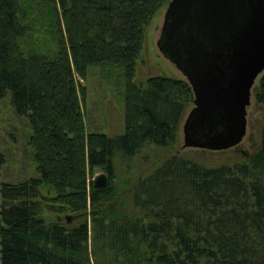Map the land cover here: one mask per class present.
<instances>
[{
	"label": "trees",
	"instance_id": "16d2710c",
	"mask_svg": "<svg viewBox=\"0 0 264 264\" xmlns=\"http://www.w3.org/2000/svg\"><path fill=\"white\" fill-rule=\"evenodd\" d=\"M167 1L39 0L48 6L56 49L28 52V3L0 0V97L11 91L17 113L29 117L40 173L0 184V264H93L90 205L109 248L97 264H264V124L248 158L207 163L172 153L129 188L130 215L116 209L117 162L149 144L174 149L194 99L186 79L136 82L146 29ZM95 66L123 70L121 134L86 130L78 76ZM256 96L264 105V78ZM4 162L0 151V170ZM96 168L108 175L106 186L90 180ZM46 209L85 215L48 221Z\"/></svg>",
	"mask_w": 264,
	"mask_h": 264
},
{
	"label": "rangeland",
	"instance_id": "374dc122",
	"mask_svg": "<svg viewBox=\"0 0 264 264\" xmlns=\"http://www.w3.org/2000/svg\"><path fill=\"white\" fill-rule=\"evenodd\" d=\"M28 3L27 10L31 19L28 35L23 39V47L28 52H46L56 49L51 18L48 17V6L39 0H23ZM168 1L152 18L146 29L145 45L138 64L136 82L144 83L150 76L167 74L176 78L186 79L177 66L168 59L159 49L157 40L160 36ZM27 14V13H25ZM86 88V101L84 105L86 130L90 132H106L109 135H118L124 132L125 125V80L123 70L119 68L92 67L86 78L78 76ZM264 70L260 73L252 88L251 103L248 106L247 132L237 145L227 149H208L201 147H184V121L193 107V100L188 103L183 114L178 142L174 149H162L154 144L144 146L135 156L121 159L117 162V176L115 177L118 192L116 196V209L119 214L130 215L132 209L131 193L129 188L147 174L157 163L172 153L181 152L207 163L228 162L248 158L261 144V129L264 124V105L257 99ZM33 126L28 116L19 115L12 103L11 91L0 97V151L5 155V162L0 170V184L3 182H17L30 177L39 176L35 160V150L31 145ZM96 168L90 180L103 173ZM44 194L54 195L51 189L47 191L43 186ZM51 194V195H50ZM128 213V214H126ZM45 218L50 220L65 219L73 216L72 222L81 216L73 214H56L48 209L44 210ZM89 215V256L93 264L104 260L105 253L109 251L102 243L100 234L94 228L93 217L95 212L91 205ZM100 237V238H99Z\"/></svg>",
	"mask_w": 264,
	"mask_h": 264
},
{
	"label": "water",
	"instance_id": "95a60500",
	"mask_svg": "<svg viewBox=\"0 0 264 264\" xmlns=\"http://www.w3.org/2000/svg\"><path fill=\"white\" fill-rule=\"evenodd\" d=\"M157 44L194 93L183 146L227 149L241 142L264 70V0H170ZM108 181L103 172L94 183Z\"/></svg>",
	"mask_w": 264,
	"mask_h": 264
}]
</instances>
